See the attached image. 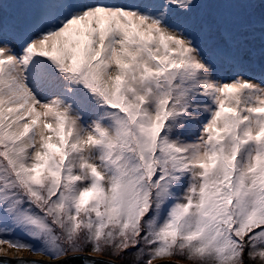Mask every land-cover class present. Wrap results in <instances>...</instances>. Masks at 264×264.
Segmentation results:
<instances>
[{
    "label": "snow or ice",
    "instance_id": "1",
    "mask_svg": "<svg viewBox=\"0 0 264 264\" xmlns=\"http://www.w3.org/2000/svg\"><path fill=\"white\" fill-rule=\"evenodd\" d=\"M3 7L0 264H264V15L256 65L237 11L250 0Z\"/></svg>",
    "mask_w": 264,
    "mask_h": 264
},
{
    "label": "rangeland",
    "instance_id": "2",
    "mask_svg": "<svg viewBox=\"0 0 264 264\" xmlns=\"http://www.w3.org/2000/svg\"><path fill=\"white\" fill-rule=\"evenodd\" d=\"M222 0H197V3H219ZM30 0H4L0 4H3L4 7L2 9V14L11 19L17 16H23L28 11V5ZM250 3L252 7L239 9L240 15L243 17V20L247 22H251L254 24V39H249L245 42V49H244V58L246 60L251 59L253 63L259 65L261 63V42H260V20L261 16L264 15V4H261L260 0H251ZM248 12L247 14H245ZM255 52V57H252L251 53ZM90 254V253H87ZM8 255L10 257H22V258H42L45 259L43 256H35L33 253L28 251H14L8 250ZM94 255V254H90ZM95 256V255H94ZM101 257H105L116 261L119 264H133V260L131 257H112L108 255H104ZM171 259L172 261L179 262L182 264H191V261L179 257L173 258H165ZM160 261H154L153 264L158 263Z\"/></svg>",
    "mask_w": 264,
    "mask_h": 264
},
{
    "label": "water",
    "instance_id": "3",
    "mask_svg": "<svg viewBox=\"0 0 264 264\" xmlns=\"http://www.w3.org/2000/svg\"><path fill=\"white\" fill-rule=\"evenodd\" d=\"M86 255H89L91 258H95V259H97L99 261H109L110 264H119L116 261H113V260L108 259V258H105V257H101V256H98L97 257V256L90 255V254H87V253H86ZM24 259H26V260H33V259H36V258H24ZM36 260H45V259L38 258ZM9 264H16V261L15 260H10L9 261ZM47 264H50V262H47ZM69 264H80V261L79 260H71V261H69ZM155 264H160V262L155 263ZM173 264H182V263L173 261Z\"/></svg>",
    "mask_w": 264,
    "mask_h": 264
},
{
    "label": "trees",
    "instance_id": "4",
    "mask_svg": "<svg viewBox=\"0 0 264 264\" xmlns=\"http://www.w3.org/2000/svg\"><path fill=\"white\" fill-rule=\"evenodd\" d=\"M251 1V0H250ZM1 2H4V0H1ZM4 6V5H3ZM238 11V10H237ZM248 12H246L245 14H247Z\"/></svg>",
    "mask_w": 264,
    "mask_h": 264
}]
</instances>
